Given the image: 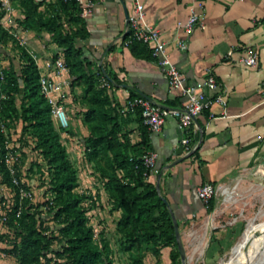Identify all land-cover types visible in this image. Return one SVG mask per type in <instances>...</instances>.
Listing matches in <instances>:
<instances>
[{
	"label": "crops",
	"instance_id": "1",
	"mask_svg": "<svg viewBox=\"0 0 264 264\" xmlns=\"http://www.w3.org/2000/svg\"><path fill=\"white\" fill-rule=\"evenodd\" d=\"M139 2L145 22L158 30L166 54L187 82L200 79L210 69L224 93V106L212 104L195 117L187 131L178 130L175 121L167 118L159 131L147 133L148 151L156 154L157 173L148 175L146 181L154 188L157 184L156 194L175 219L184 264L197 259L208 264L241 228L236 221L224 220L230 203L218 200L217 192L236 195L243 177L264 161V0ZM195 3L202 4L203 28L185 35L175 23L184 20L188 7ZM131 9L130 0H93L89 15L83 19L86 36L77 45L93 70L100 66L113 77L107 90L116 109L136 95L159 106H176L178 93L169 89L154 60L134 55L124 44L125 14ZM178 40L182 47L176 45ZM33 43H29L32 50L45 58L51 56L53 45L45 50L37 41ZM246 47L256 52L253 67L239 61ZM69 91L64 103L70 122L67 128L79 121L75 112L83 109L79 106L83 102L82 84ZM117 120L119 132L130 143L137 142L138 115L125 112ZM182 137L188 139L185 146L180 144ZM203 182L216 188L208 214L195 195V188Z\"/></svg>",
	"mask_w": 264,
	"mask_h": 264
},
{
	"label": "trees",
	"instance_id": "2",
	"mask_svg": "<svg viewBox=\"0 0 264 264\" xmlns=\"http://www.w3.org/2000/svg\"><path fill=\"white\" fill-rule=\"evenodd\" d=\"M10 1L15 3L22 15L21 19L15 20L18 29L48 34L54 48L51 60L61 55L70 78L69 87L82 84L83 101L87 102L82 118L89 127L88 134L82 138L84 151H87L88 160H93L99 153L105 157V165L98 168L102 191L112 209L119 211L115 230L123 239L122 249L136 252V255L128 253L130 264L142 262L145 256L142 250H149L156 257L161 247L169 248V264H180L170 211L156 194L154 186L146 181L149 172L141 164V156L148 151V131L135 110L140 123L139 140L130 143L128 137L119 132L117 116L122 115L120 107L116 109L111 104L108 90L100 86L101 78L109 84L114 79L100 66L93 70L77 45V41L86 36L84 21L78 15L79 5L75 0H49L45 8L39 10L41 1ZM126 37L127 33L124 39ZM8 41L14 43L17 51V67L10 63L0 69V124L5 133L10 134L9 131L20 123L21 131L26 130L32 137V147L46 166L51 195L48 212L57 227L56 234L48 238L44 232H51V229L42 227L39 214L26 199L19 204V215L14 216L18 199L15 195L17 186L12 179L24 190L28 187L20 181V165L14 162L10 174L3 162L7 148L5 135L0 130L1 183L14 194L11 217L7 220L17 239L12 241L11 253L16 257L17 264H49L51 258L46 254L49 239H53L58 244L55 253L66 264H111L107 242L101 235L98 243L93 241L92 227L87 224L86 209L81 205L84 196L73 191L77 186L76 169L66 157L60 141V129L53 125L49 104L39 92V73L35 63L26 49L18 46L0 26V45ZM127 46L134 55L151 58L144 44L132 40ZM63 131L69 132L68 128ZM213 204L212 196L204 207V214L212 210Z\"/></svg>",
	"mask_w": 264,
	"mask_h": 264
},
{
	"label": "rangeland",
	"instance_id": "3",
	"mask_svg": "<svg viewBox=\"0 0 264 264\" xmlns=\"http://www.w3.org/2000/svg\"><path fill=\"white\" fill-rule=\"evenodd\" d=\"M34 1H41V5L38 9L43 10L45 8V3L49 0ZM6 6H8L11 10L7 13V15L9 14L8 18H10L11 21L13 20L12 22L14 27H8V30L11 31L8 32L3 29L1 24L0 26L16 43L18 38L15 39L11 34L15 31V29H18L15 20L21 19L22 15L15 3L10 0H0V11H2L0 23L2 16L5 14V10L3 8H6ZM19 32L21 34L15 31V35L17 34L19 38H24L25 40V45L20 47H24L29 50L32 47L31 45L34 44V41H37L39 47L45 50L49 48L48 46L52 45L49 35L44 32ZM28 33H30V35H28ZM34 52L38 55V57L42 59L45 58L38 53V51L36 52L35 50ZM16 54L17 51L12 41H8L6 44L0 45V69L7 67L10 63L16 68ZM79 106L83 108L82 110L75 112V115H80L78 117L79 123L76 122L73 126L69 125L68 138L62 136L63 134L61 135L60 133V141L64 146L66 157L70 164L76 169L77 186L73 189V191L84 196L81 205L86 209L85 215L88 218L87 224L92 227L93 241L98 243L99 236L101 235L108 244L111 262L114 264H130L131 259H129L128 253L136 255V252L134 250L126 252L122 249L123 239L115 230V223L119 217V211L112 209L110 201L102 191L98 171L99 167L105 165V157L99 153L93 160H88L86 154L87 151H84L82 141V138L86 137L89 131L88 125L82 118V113L87 106L86 100L80 102ZM9 132L10 134L4 133L5 138L8 141V147L6 148L8 154L11 156L6 164L12 169V164L14 162L20 165V181L24 182L28 187V197L26 200L32 206L33 210L39 214L42 221V227L48 226L51 229V232H44L49 238L50 235L56 234L55 230L57 227L53 225L51 213L48 212L51 195L48 191L49 186L46 166L41 160L37 150L32 147V137L26 130L24 132L21 131L20 123H17L13 130H10ZM257 173L264 174V161L253 167L243 177L242 184L235 190L237 193L236 195L228 197L226 194H220V192H217L218 200L221 199L228 201H221L223 204L230 203L228 205L229 207L224 212V220L231 224L236 221L237 223H240L241 228L239 232H237V236L233 238V240H231V242H229L223 250L215 255V259L208 264H235L237 260L235 244L240 242V240L245 236V233L243 235V231L248 227L250 221H253L254 224L253 231H259V234L257 235L258 239L254 240L255 245H259L260 241L264 239V177L258 176ZM13 201V191L4 183H1L0 178V208L4 207L9 202L10 210ZM2 202L3 205H1ZM9 210L6 212V222L0 224V264H17L16 257L11 253L12 241L16 242L17 239H15L13 235V227L7 224V220L11 217ZM224 220H221L220 222L223 223ZM49 240V250L46 254V257L51 258L49 264H54V262L57 264H66L64 259L55 253L58 249L57 242L53 239ZM250 246L251 245L249 243H246L243 247L241 252L243 256L248 254ZM165 250H167L166 247H161L159 249L158 256L156 257L152 256L149 250H142L145 256L140 264H169L168 252V261L164 256L166 252ZM186 264H202V261L197 259L191 262L187 261ZM258 264H264V257L260 262H258Z\"/></svg>",
	"mask_w": 264,
	"mask_h": 264
},
{
	"label": "built area",
	"instance_id": "4",
	"mask_svg": "<svg viewBox=\"0 0 264 264\" xmlns=\"http://www.w3.org/2000/svg\"><path fill=\"white\" fill-rule=\"evenodd\" d=\"M75 1L80 8L78 15L80 18L84 19L91 11L93 0ZM130 1L132 2V9L126 19L127 37L124 44L127 45L132 40L144 44L148 48L150 56L154 60L159 71L165 78L167 86L169 89L178 93L180 100L176 106L163 107L152 103L143 96L136 95L123 101L119 112L124 114L125 112H134L137 110L139 112L140 122L148 132L159 131L167 118L173 119L178 130L185 132L192 126L195 117L201 112L208 110L212 104L224 106V93L222 89H220L219 83L216 81L210 69H206L204 76L200 79L187 82L177 66L166 54L164 42L160 39L158 30L145 22L142 4L139 0ZM3 9L5 10V14L1 18L0 24L3 29L9 32L10 30H8V27H14L13 20L11 21L10 18H8L9 14L7 15L11 10L8 6ZM175 26L185 35L190 34L194 28L202 29V4L195 3L190 5L185 19L176 21ZM15 31L21 34L19 32L21 30L15 29ZM15 31L12 32L11 35H13L15 39H19H17L16 42L19 46H24V38H19L17 34L15 35ZM176 45L182 47L183 42L178 40ZM26 51L34 61L38 70L39 92L49 104L50 119L53 125L57 129H60L61 135L63 134L62 136L67 137V134L63 131L68 127V118L64 103L70 92V78L63 59L61 55H58L54 60H51V56L41 59L32 49H26ZM239 61L247 67L255 66L257 62L255 50L251 47H246L244 55L240 57ZM100 86H104L108 89L109 83L104 78H101ZM262 93L264 94V90H262ZM0 130L5 133V129L1 124ZM187 141L188 139L186 137H182L180 139V144L185 146ZM4 143L6 147H8V141L6 139ZM3 157V161L11 174L13 172L12 168H9L6 164L8 159L11 158L8 151H6ZM155 159L156 154L153 151H147L141 156V164L149 172V175L157 173ZM12 183L17 186L15 195H17L18 206L14 210V216L17 217L20 213L19 203L21 200L27 199L28 192L18 186L15 179H12ZM215 190L216 188L213 184L203 182L195 188V195L202 205L206 207L207 201L215 195ZM223 194L226 193L224 192ZM1 205H3V202ZM9 206L10 204L8 202L4 207L0 208V224L6 222V212L9 210Z\"/></svg>",
	"mask_w": 264,
	"mask_h": 264
},
{
	"label": "bare ground",
	"instance_id": "5",
	"mask_svg": "<svg viewBox=\"0 0 264 264\" xmlns=\"http://www.w3.org/2000/svg\"><path fill=\"white\" fill-rule=\"evenodd\" d=\"M258 176L264 177V174L257 173ZM253 221H250L248 227L243 231V235L245 236L235 244V253L237 256V260L235 264H258L264 257V239L260 241L259 245H255L254 240L258 239V237L252 236L253 234ZM249 243L250 250L246 256L242 255L243 247Z\"/></svg>",
	"mask_w": 264,
	"mask_h": 264
},
{
	"label": "water",
	"instance_id": "6",
	"mask_svg": "<svg viewBox=\"0 0 264 264\" xmlns=\"http://www.w3.org/2000/svg\"><path fill=\"white\" fill-rule=\"evenodd\" d=\"M127 19V15L125 14V21ZM155 189H157V184H155ZM170 217H171V221H172V229H173V235L174 238L176 240V248L178 251V255H179V260H180V264H184V254H183V250L182 247L178 241V231H177V226H176V222L174 217L172 216V214L170 213ZM259 234L258 230H254L252 236L256 237Z\"/></svg>",
	"mask_w": 264,
	"mask_h": 264
}]
</instances>
